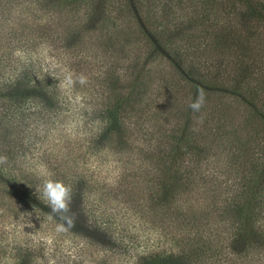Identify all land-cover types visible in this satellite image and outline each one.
<instances>
[{"label":"trees","instance_id":"trees-1","mask_svg":"<svg viewBox=\"0 0 264 264\" xmlns=\"http://www.w3.org/2000/svg\"><path fill=\"white\" fill-rule=\"evenodd\" d=\"M37 248L264 264V0H0V264Z\"/></svg>","mask_w":264,"mask_h":264},{"label":"rangeland","instance_id":"rangeland-1","mask_svg":"<svg viewBox=\"0 0 264 264\" xmlns=\"http://www.w3.org/2000/svg\"><path fill=\"white\" fill-rule=\"evenodd\" d=\"M47 60L48 61L52 60V57L48 56ZM39 249L40 248H37V251H36L37 258L35 259L33 264H66V262H62V261L60 262L56 256L52 257V255H50L45 249L43 253H41Z\"/></svg>","mask_w":264,"mask_h":264},{"label":"clouds","instance_id":"clouds-1","mask_svg":"<svg viewBox=\"0 0 264 264\" xmlns=\"http://www.w3.org/2000/svg\"><path fill=\"white\" fill-rule=\"evenodd\" d=\"M49 190H50V196L52 198V201L55 205H57L59 208H63V197L65 195V190L63 187H61L59 184L53 186L49 185Z\"/></svg>","mask_w":264,"mask_h":264}]
</instances>
